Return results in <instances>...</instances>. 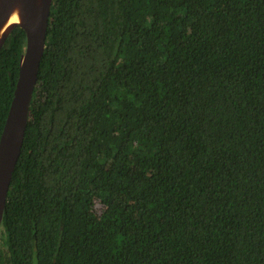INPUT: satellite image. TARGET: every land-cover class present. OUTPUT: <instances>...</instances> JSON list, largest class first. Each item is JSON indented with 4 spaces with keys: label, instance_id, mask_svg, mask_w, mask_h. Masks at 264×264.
Listing matches in <instances>:
<instances>
[{
    "label": "trees",
    "instance_id": "trees-1",
    "mask_svg": "<svg viewBox=\"0 0 264 264\" xmlns=\"http://www.w3.org/2000/svg\"><path fill=\"white\" fill-rule=\"evenodd\" d=\"M0 264H264V0H54Z\"/></svg>",
    "mask_w": 264,
    "mask_h": 264
},
{
    "label": "water",
    "instance_id": "water-1",
    "mask_svg": "<svg viewBox=\"0 0 264 264\" xmlns=\"http://www.w3.org/2000/svg\"><path fill=\"white\" fill-rule=\"evenodd\" d=\"M53 4L54 0H0V51L16 26L22 27L27 36L14 97L0 137V228L25 139ZM15 12L20 19L10 23Z\"/></svg>",
    "mask_w": 264,
    "mask_h": 264
},
{
    "label": "bare ground",
    "instance_id": "bare-ground-1",
    "mask_svg": "<svg viewBox=\"0 0 264 264\" xmlns=\"http://www.w3.org/2000/svg\"><path fill=\"white\" fill-rule=\"evenodd\" d=\"M19 15H18V13L17 12H15L12 16H11V19H10V23H12V22H17V21H19Z\"/></svg>",
    "mask_w": 264,
    "mask_h": 264
}]
</instances>
